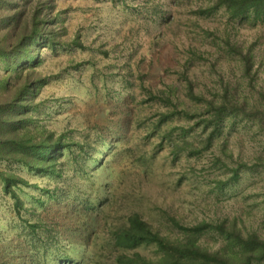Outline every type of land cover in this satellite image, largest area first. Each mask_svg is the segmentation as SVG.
Wrapping results in <instances>:
<instances>
[{
  "label": "rangeland",
  "instance_id": "obj_1",
  "mask_svg": "<svg viewBox=\"0 0 264 264\" xmlns=\"http://www.w3.org/2000/svg\"><path fill=\"white\" fill-rule=\"evenodd\" d=\"M23 23L34 57L0 58V83L39 81L26 131L61 148L43 171L0 162L23 181L0 179V264L155 262L156 244H115L135 215L170 244L204 224L208 253L232 231L264 240V17L217 0H0V45Z\"/></svg>",
  "mask_w": 264,
  "mask_h": 264
},
{
  "label": "trees",
  "instance_id": "obj_2",
  "mask_svg": "<svg viewBox=\"0 0 264 264\" xmlns=\"http://www.w3.org/2000/svg\"><path fill=\"white\" fill-rule=\"evenodd\" d=\"M217 6L225 7L231 18L252 16L258 20L264 17V0H217ZM9 14L8 19L10 18L13 29L19 23L18 13ZM21 27V33L11 46L6 44L8 41L1 43L0 58L6 62L9 60L11 64L22 62L28 65L34 57L31 53L33 54V45L36 37H39V31L34 28L27 33L24 23ZM47 42H53V39H48ZM23 51L29 53L25 52L26 55H23ZM8 84L0 83V162L17 161L31 170H46L45 164L55 159L61 146L48 136L41 142H34L33 137L26 131L28 120L26 115L30 110L28 98L36 96L41 84L39 81H33L20 88H10ZM214 116L220 120L219 111H216ZM0 179L4 184V190L8 192L13 185L23 182L1 170ZM128 224L127 228L115 236V244L118 247L133 249L141 244L153 243L163 251V255L155 262L146 261L139 255L133 258L119 257L118 264H252L264 259V240L255 235L248 236L245 240L232 231L226 238L227 250L208 253L196 244L198 236L205 229L204 224L190 229L193 230V235L189 240L186 239L184 244L164 243V240L152 232L149 225L136 215L130 217ZM235 246L237 251L234 249Z\"/></svg>",
  "mask_w": 264,
  "mask_h": 264
}]
</instances>
